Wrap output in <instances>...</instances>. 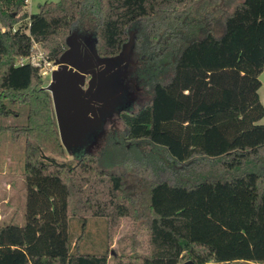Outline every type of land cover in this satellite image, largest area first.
Segmentation results:
<instances>
[{
    "label": "trees",
    "instance_id": "obj_1",
    "mask_svg": "<svg viewBox=\"0 0 264 264\" xmlns=\"http://www.w3.org/2000/svg\"><path fill=\"white\" fill-rule=\"evenodd\" d=\"M26 7L0 0V117L17 116L16 105L30 110L25 125L0 128L25 139L28 191L25 225H0V264H264V0H60L35 14ZM131 32L140 93L132 112L114 117L124 127L122 149L102 162L101 140L75 164L57 161L65 148L42 66L21 60L36 44L55 63L73 33L114 57ZM142 91L150 99L141 104ZM120 136L114 127L106 141L117 147ZM115 162L142 167L140 193L124 194L121 174L107 169ZM124 219L145 239L136 228L113 254ZM90 220L104 223L103 253L82 251Z\"/></svg>",
    "mask_w": 264,
    "mask_h": 264
},
{
    "label": "water",
    "instance_id": "obj_2",
    "mask_svg": "<svg viewBox=\"0 0 264 264\" xmlns=\"http://www.w3.org/2000/svg\"><path fill=\"white\" fill-rule=\"evenodd\" d=\"M83 42L76 33L67 38V50L54 63L46 88L51 94L60 141L73 155L77 150L97 147L100 141L91 140L93 136L100 135L106 121L115 115L132 112L137 100L134 93H129L135 33L130 34L119 55L109 58L99 55L94 41L89 47ZM87 77L91 79L84 89ZM259 81L264 82V72ZM139 91L137 86L135 93Z\"/></svg>",
    "mask_w": 264,
    "mask_h": 264
},
{
    "label": "rangeland",
    "instance_id": "obj_3",
    "mask_svg": "<svg viewBox=\"0 0 264 264\" xmlns=\"http://www.w3.org/2000/svg\"><path fill=\"white\" fill-rule=\"evenodd\" d=\"M60 0H29L27 4L26 11L29 14H35L38 12V8L40 5H43L46 2L57 3ZM242 1V0H238ZM218 5L222 4V0H216ZM132 33V32H131ZM130 33V34H131ZM130 39V36H129ZM129 41H127L128 43ZM37 54H45V51L39 47L36 51ZM48 63V61H47ZM54 62H49L48 64H44L42 69V76L44 81V88H46L51 83V72L54 70ZM48 92V91H47ZM140 92V91H139ZM139 92L136 94L138 95ZM50 94V93H49ZM143 97L141 104L144 101H148L150 99V95L148 92L142 91ZM51 96V94H50ZM261 101L264 104V82L262 83V87L260 89ZM52 100V99H51ZM53 106V104H52ZM18 113L17 116L10 117H0V128L1 127H11V126H21L27 123L28 115H29V107L28 106H13L12 107ZM53 113H54V108ZM55 115V114H54ZM261 124L264 125V119ZM57 126V125H56ZM115 127L120 133V145L115 146L114 143H108L107 141L102 142V144L98 147L99 149V157L102 154H106L102 156V162H110L115 159V156L111 157V153H113L116 149H120L122 146L121 141L123 140V125L115 120ZM58 131V127H57ZM59 137V132H58ZM119 138V137H118ZM117 138V140H118ZM60 139V138H59ZM116 140V141H117ZM115 141V142H116ZM100 144V143H99ZM126 145V144H125ZM132 145L128 144L127 151L131 150ZM122 149V148H121ZM93 150V149H92ZM92 150H88V148H83L75 151L74 155L64 149L63 157L56 155L55 158L59 162L64 163H73L75 164L85 153L91 152ZM143 152L149 151V149H142ZM112 163V162H111ZM25 169H26V156H25V139L22 138L18 141H14L11 137V133L7 130L0 131V199H8L11 200L12 203L15 202L16 212L14 213L15 218L14 221L11 219L8 222L2 223V225L8 224H16L20 227L25 225V211H26V203H27V185L25 180ZM109 171H113L115 173L121 174L123 177V190L125 195L135 196L141 191V180L144 175V170L139 164L134 162L120 163V164H109L107 166ZM9 184L13 187L12 191L7 190V187L3 188V184ZM6 186V185H5ZM101 220H90L88 222L87 228V237L83 242V250L86 253L98 254L106 251L105 244L103 241L104 238V223L98 222ZM138 230V235L141 239H145V232L143 230H139L138 226H135L132 220L124 219L120 222V226L118 231L116 232L113 243L111 244V250L113 254L121 253L124 245L120 242V240L127 236L128 234ZM71 232L75 237H78L81 234V225L78 221L74 220L71 222ZM110 264H113L112 258L110 259Z\"/></svg>",
    "mask_w": 264,
    "mask_h": 264
},
{
    "label": "flooded vegetation",
    "instance_id": "obj_4",
    "mask_svg": "<svg viewBox=\"0 0 264 264\" xmlns=\"http://www.w3.org/2000/svg\"><path fill=\"white\" fill-rule=\"evenodd\" d=\"M83 43L86 45V47H89L90 40L87 39ZM90 79H91V77H87L86 78V86L84 87V89L88 88L87 84L90 81ZM129 81H130V83H129V93H131V94L134 93L136 95V97L138 98L137 94L135 93L137 85L135 84L134 79L131 76L129 78ZM114 127H115V119L113 118L111 120H107L106 123L103 126L102 133L100 135L97 134V135L93 136V138L91 140H96V141L103 140V142L106 141L107 138L110 136V134L113 133Z\"/></svg>",
    "mask_w": 264,
    "mask_h": 264
},
{
    "label": "crops",
    "instance_id": "obj_5",
    "mask_svg": "<svg viewBox=\"0 0 264 264\" xmlns=\"http://www.w3.org/2000/svg\"><path fill=\"white\" fill-rule=\"evenodd\" d=\"M6 185V186H5ZM7 187V190L12 191L13 187L9 184H3V188ZM15 202L12 203L8 199H0V225L4 222H8L11 219L15 218L14 213L16 212ZM14 221V219H13Z\"/></svg>",
    "mask_w": 264,
    "mask_h": 264
},
{
    "label": "built area",
    "instance_id": "obj_6",
    "mask_svg": "<svg viewBox=\"0 0 264 264\" xmlns=\"http://www.w3.org/2000/svg\"><path fill=\"white\" fill-rule=\"evenodd\" d=\"M26 3L28 4L29 0H26ZM33 49L35 51L34 54L28 59L21 60V63L31 62L34 66H42V69H43L44 64L49 65V62L47 63V58L45 54L36 53V51L39 49V46L35 44Z\"/></svg>",
    "mask_w": 264,
    "mask_h": 264
}]
</instances>
